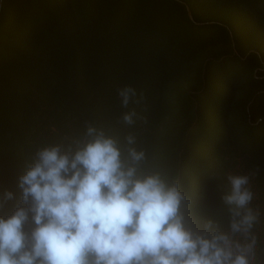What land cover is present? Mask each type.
Masks as SVG:
<instances>
[{"label": "trees", "instance_id": "16d2710c", "mask_svg": "<svg viewBox=\"0 0 264 264\" xmlns=\"http://www.w3.org/2000/svg\"><path fill=\"white\" fill-rule=\"evenodd\" d=\"M88 124L122 148L133 135L139 171L177 183L201 232L229 231L227 175H249L264 264V0H0V196L18 199L35 152Z\"/></svg>", "mask_w": 264, "mask_h": 264}, {"label": "clouds", "instance_id": "9594fccd", "mask_svg": "<svg viewBox=\"0 0 264 264\" xmlns=\"http://www.w3.org/2000/svg\"><path fill=\"white\" fill-rule=\"evenodd\" d=\"M117 95L127 108L137 91L125 85ZM136 115L124 113L123 123L133 125ZM125 141L122 148L88 124L67 150L39 148L17 178L19 198L12 191L0 196V208L15 202L0 215V264H252L259 213L250 206L249 175H227L229 231L209 220L201 232L186 218L179 185L140 172L146 154L133 135Z\"/></svg>", "mask_w": 264, "mask_h": 264}]
</instances>
